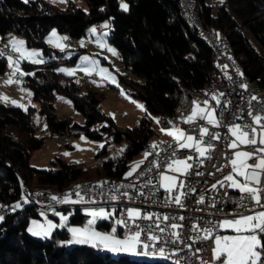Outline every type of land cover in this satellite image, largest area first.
Segmentation results:
<instances>
[{
    "label": "trees",
    "instance_id": "trees-1",
    "mask_svg": "<svg viewBox=\"0 0 264 264\" xmlns=\"http://www.w3.org/2000/svg\"><path fill=\"white\" fill-rule=\"evenodd\" d=\"M119 1L85 0L87 8L82 10L72 1L59 8L49 0H0V44L6 33H18L26 45L40 47L47 55L50 47L44 44L42 36L49 28L54 27L74 39L90 24L98 25L99 19L110 17L107 39L117 49L124 69L119 79L131 88L132 95L146 109L136 123L121 130L100 109L96 91L81 92L74 80L58 82L55 73L38 70L34 76L24 77L22 84L37 101L40 116L35 123L32 107L25 111L0 103V205H3L1 215L5 217L0 221V264H167L164 260L112 254L103 247L88 244H62L68 240L66 228L55 229L47 239L35 237L26 230L29 219L39 217L35 206L30 202L22 210L10 208L22 195L16 173L32 190L67 189L74 180L88 176L60 158H56L54 168L29 166L31 150L38 148L44 139L35 133L38 124L43 123L44 128L47 125L45 131L49 137L82 133L91 138H104V147L97 151L100 155L106 153L109 137L114 142L124 138L127 140L124 151L132 155L144 149L152 136L149 113L158 115L162 121L168 120L169 114L179 108L180 87L202 88L211 71H215L212 49L180 13L178 0H124L127 11L118 7ZM197 1L198 16L224 35L243 76L264 88V0H222L214 11L207 0ZM22 65L33 66L24 62ZM4 70L5 62L0 58V73ZM55 94L70 100L72 108L83 118L81 124L55 113L52 104ZM121 170L122 167L112 166L108 158L102 162L101 170L89 177H122ZM50 218L57 223L56 217L50 215ZM84 221L85 215L80 209L73 208L68 223L81 225ZM108 226L105 220L96 225L98 229Z\"/></svg>",
    "mask_w": 264,
    "mask_h": 264
},
{
    "label": "snow or ice",
    "instance_id": "snow-or-ice-1",
    "mask_svg": "<svg viewBox=\"0 0 264 264\" xmlns=\"http://www.w3.org/2000/svg\"><path fill=\"white\" fill-rule=\"evenodd\" d=\"M27 2V0H25ZM121 8L124 11L128 10V5L123 3L121 0ZM107 27V23L103 25ZM90 33L95 34L96 28L93 27L90 30ZM107 35L106 33L104 34ZM68 37L59 36L55 29H53L47 38V43L53 44L55 47H58L63 51L67 47L63 41L67 40ZM97 43L101 48H104L105 45L97 40ZM84 41H81V46H83ZM10 47V53H6L3 50H0V58H5L8 62V67L11 71L7 74L8 79L5 81L6 84H21L22 77L34 75L33 73H26L23 71L21 64L24 61L29 63H43V54L40 50L29 49L26 46V41L22 39H17L13 37L5 45V48ZM113 55H116L115 49L109 47L107 49ZM12 53H15L13 55ZM81 61L84 62L82 65H77L75 69L61 68L59 71L66 73L69 76L75 75L77 70L83 71L86 75H92L94 72L99 73L101 81L107 79L112 83H116L115 77L112 76L108 69L99 67L97 61L90 59L88 56L81 57ZM226 67V66H225ZM242 76L243 73H240ZM230 78V77H229ZM79 82V81H77ZM97 83V86L100 84L97 81H92ZM117 87L119 85L117 84ZM241 88L247 89L246 84H241ZM23 91V89H22ZM121 94L126 95L121 89ZM29 95L31 93L29 92ZM225 94L220 93L219 96L213 94L212 100L215 101V107L212 106L210 101L205 100L203 102L193 101V107L191 113L185 117H182V121L185 124H195L197 120L205 121L207 125L213 127H220L223 122V112L218 113V108L221 106V99ZM127 98V97H126ZM63 99V98H61ZM256 96L251 97L252 101L257 100ZM0 100L9 101L10 98L5 94H0ZM135 103V101H133ZM13 105L24 108L27 110V106L20 104L15 100H11ZM70 103V101H68ZM225 102L224 107H227ZM251 103V101L249 102ZM137 107L144 109V105L137 104ZM260 112H264V107L259 109ZM150 115V114H149ZM248 115L252 118V121L257 127L251 125H242L240 123H234L225 125L227 128L228 135L225 137L228 140L227 147L233 149L232 157L228 161V166H230V171L228 174L224 175L222 180H217L216 183L212 184V188L215 189L217 185L221 187H227L231 189L238 190L241 195L240 206L245 207L243 204L244 200L250 201L254 206H258L261 209H264V185L261 184V176L264 174V147H260L255 151H242L237 150L241 145H256L257 136H259V144L264 145V115H253V112L250 110ZM154 119L157 124L160 123L159 117H151ZM170 127L164 128L161 127L160 131L165 135L172 138L174 144L168 145L167 149H162L156 151L159 145L156 142H153L150 148L152 151L146 150L143 154L144 158L133 162L130 166L128 172L125 173V178L131 177L134 173L140 169L141 165L144 164L145 160L156 152V155L160 157L161 151L167 152L168 149L172 150V156H176V151L178 149H193L197 154V158H206L207 154L214 150L215 144L212 141H220L221 135L216 132L213 133L210 131L207 126H199L198 132L194 129L193 132H189L186 129L179 126V124L168 121ZM47 125H45V128ZM248 129V130H246ZM205 137H208V141L205 142ZM230 137V139H228ZM81 139L85 137L81 136ZM79 149V145H76ZM101 148L104 147L103 144L100 145ZM126 147V146H125ZM125 149L121 148L120 152L123 153ZM64 155H70V153L65 152ZM253 157H258L256 162L249 163ZM192 156L185 157L184 159H165L160 158L156 161H153L151 166L146 168L144 171L140 172V176H144L146 173H151L153 169L160 170L163 168V171H158V184L159 188L169 193L170 198L174 201L175 204L183 207L182 197L187 196L188 192L180 191L185 189L186 185L181 179V176L189 174L190 169L193 165L189 163L192 160ZM203 162L202 160L200 161ZM79 163V161H77ZM222 171V169H218ZM197 175H203V173L197 172ZM139 179V177H137ZM108 183L107 181L97 182L98 185L102 186L103 184ZM153 184V179L149 178L145 181L144 187ZM88 186L77 185L75 188V197L73 199V193L70 191L66 193L63 198L52 196L51 199L57 200L59 203L64 204H76L85 202L84 196L81 195V190L86 189ZM135 183L124 185V184H113L111 195V200H117L119 197L115 194L120 192V189L126 188H136ZM188 191L194 192V188H189ZM178 192L179 194H175ZM143 195V191L138 193ZM122 196L131 199L132 196L129 192L124 191L121 193ZM26 198H24V203H28ZM95 203V200L90 201ZM198 203L204 202V197L201 196ZM22 205L20 202H17L16 205L11 209L15 211L17 208H20ZM84 212L90 218L86 221L84 225L81 226H68V220L71 213L68 215L55 212V215L59 217V223H55L52 220L47 218V215L44 212H41L40 215L44 217V221L33 219L30 222V226L27 228V231L35 236L40 238H50L55 229L67 228L68 233L71 234V239L67 241H62V244H88L93 247H103L107 250H110L114 253H129L133 255H159L160 257H165V250L163 247L159 248L158 252L156 251L157 243L163 242L166 244H175L177 241H180V233L177 231H171L170 236L165 238L163 235L167 229L175 230L182 228V224L170 223L165 227H161L160 223H155V228L152 225L147 227H141L137 224V220L143 219L148 221H153L154 217L160 222L169 221L170 217L164 215L163 217L158 216L155 213H142V210L139 208H127L126 210V219L118 218L113 222V226L109 231H99L96 227L97 222L100 220H109L114 216V211H108L103 207L100 208H85ZM4 215H0V221L4 220ZM179 219L183 220L181 216ZM123 228L126 231L123 236L117 235L118 229ZM135 229V230H133ZM193 231L202 232L203 235H197L195 240H212L214 247L213 252V264H264V210L252 211L248 215H239L233 216V218H224L217 223L212 224L210 227L201 228L199 224L193 225ZM220 230H232L233 235H223ZM157 231L159 234H157ZM182 242V241H181ZM191 248V245H186ZM153 249L152 252L148 249ZM138 249H143L139 251ZM200 251V249H197ZM175 264H180V261L177 260ZM201 264H207V262L202 261Z\"/></svg>",
    "mask_w": 264,
    "mask_h": 264
},
{
    "label": "built area",
    "instance_id": "built-area-1",
    "mask_svg": "<svg viewBox=\"0 0 264 264\" xmlns=\"http://www.w3.org/2000/svg\"><path fill=\"white\" fill-rule=\"evenodd\" d=\"M180 6V13H184L185 16L193 25L197 32L204 37H206L211 46L214 47L216 52V58L218 61V70L211 71L209 80L205 83L202 88L189 89L187 87H180V98L177 103L179 105V114H169V121H173L179 124L180 127L186 129L189 132H193L195 129L198 132L199 126H207L213 133H220V141H212L215 144L214 150L207 154L206 158H197L198 154L193 149H178L176 151V156H172V150L168 149L167 152L161 151L160 157L156 155L154 151L151 156H149L140 169L137 170L131 177L120 179L118 181H107L108 183L102 186L98 185L96 181L90 182L88 184L76 183L72 187L66 189V193L70 191L73 193V199L75 197V188L77 185L88 186L86 189L81 190V195L84 196L85 202L76 204H64L59 203L57 200L51 199L53 195V189L51 195H41L32 196L30 190V197L32 199V204L36 209H40L46 212H53L58 208H77L82 209L91 206H105L107 208H112L114 211L113 219L127 218L126 210L127 208H139L142 213H155L160 217L167 215L170 217L169 221L160 222L154 217L153 221L139 219L137 224L141 227H147L152 225L155 228V223H160L161 227L167 229V225L170 223L182 224V228L175 230L167 229L163 234L165 238L170 236L171 231H177L180 235V241L175 244H166L163 242L157 243L156 251L163 247L165 250V258L171 259V264H175L177 260L180 264H201L202 261L207 262V264H213V258L211 257V249L213 247L212 240H195L197 235H203L202 232L193 231V225L199 224L201 228L210 227L212 224L217 223L218 218L221 216H235L240 214L248 213L254 206L248 200H244L243 204L245 207L240 206L241 193L239 192L232 202H229V188L221 187L217 185L215 189L212 188V184L216 183L217 180H222L224 175L228 174L231 170L228 166V161L232 157L233 149L227 147L228 140L225 139L227 134V128L225 125L233 124L234 122H239L242 125H251L256 127L253 123L252 118L248 115L251 110L253 115H264V112H260L259 109L264 107V102L261 99L260 91L256 90L249 85V78H243L239 75L237 70H233V67L229 64L225 51L218 37H216V30L211 29L208 26V30H201L202 22H194L190 17L191 8H199L192 6V0H178ZM92 27L98 28L97 24H92ZM68 38V41H71ZM226 66V67H225ZM0 76L6 78L4 72L0 73ZM92 75H83L79 80H90ZM230 77V78H229ZM241 84H246L247 89L241 88ZM13 91L19 92L21 85L19 84H8ZM220 93H224L221 99V106L218 108V115L223 112V122L220 127H213L207 125L205 121L197 120L195 124H185L182 121V117L189 115L190 105L193 101L203 102L205 100L211 101V96L213 94L219 96ZM256 96L258 99L255 101L251 100V97ZM251 101V103H249ZM225 102L227 107H224ZM216 106V105H214ZM165 127V126H161ZM248 130V129H246ZM205 142L208 141V137H205ZM229 139V138H228ZM154 142H156L159 147L156 151L162 149H167L168 145L174 144L172 139H158L154 137ZM152 143L144 148L146 150L152 151L150 146ZM248 147H257L256 145H247ZM192 156L193 159L189 161L193 165L190 169L189 174L181 176L184 181L186 188L180 191L188 192L187 196H183L182 204L183 207L174 203L170 198L169 193L159 188L158 184V171H163L153 169L149 174L146 173L144 176H140V172L144 171L146 168L151 166L153 161L160 158H171V159H184L185 157ZM144 156L142 157V159ZM203 161L202 163L200 161ZM250 163H255V157L249 161ZM222 169V171H218ZM197 172L203 173V175H197ZM139 177V179H137ZM153 179V184L144 187V183L147 179ZM137 185L136 188H126L120 189V192L115 193L119 198L117 200H111L110 197L113 194L112 185L113 184H132ZM261 184L264 185V174L261 176ZM189 188H194L195 191H188ZM127 191L131 194L132 198L128 199L121 195L122 192ZM143 191V195L138 193ZM175 194H179L176 192ZM64 196V195H63ZM63 196H56L63 198ZM203 196L204 202L198 203L199 198ZM95 200V203L90 201ZM259 208V207H258ZM3 213V206L0 208V215ZM184 219H179L180 217ZM135 230V229H133ZM157 234L158 231H157ZM182 241V242H181ZM186 245H191V248ZM102 248V247H96ZM200 249V251H197ZM142 251L143 249H138ZM152 252L153 249H148Z\"/></svg>",
    "mask_w": 264,
    "mask_h": 264
},
{
    "label": "rangeland",
    "instance_id": "rangeland-1",
    "mask_svg": "<svg viewBox=\"0 0 264 264\" xmlns=\"http://www.w3.org/2000/svg\"><path fill=\"white\" fill-rule=\"evenodd\" d=\"M49 1L56 4L59 8H63L66 5L67 1H72L82 10H86L87 8L85 0H49ZM207 1L212 7V11H214L215 8L222 2V0H207ZM123 3L126 2L123 0ZM118 7L122 9L121 0L118 3ZM106 23L108 26L104 27L103 25H105ZM98 25H99V29H96L95 34L90 33L89 30L93 28L92 24H90L84 29V33L81 34L79 37L74 38L71 41H68V39L64 40L63 43L67 47H65L63 51H61L60 48L55 47L53 44L47 43V38L49 37L51 31L55 29L54 27L49 28L42 36V41L44 42V44L47 47H50L48 55L42 53L44 62L34 64L24 61L25 64L28 63L33 66L24 67L21 64V67L23 71L26 73L34 74L38 70L48 74L55 73L54 76L58 82H63L64 80H74L78 84L79 91L81 92L87 89L96 91L100 96V102H99L100 109L104 112V114H106L111 118V120L118 129L126 130L137 122L138 118L142 115L144 110L137 107V104H142V103L137 97H134L132 95L131 88L124 81H121L119 79V76L124 73V69L121 62L119 61V53L117 49L111 43H109L107 39L109 36V29H110V17H102L101 19L98 20ZM56 32L59 36L68 37L65 32H60L57 30ZM105 33L107 34L106 36L104 35ZM13 37L24 40V37L21 34L11 33V32L6 33L4 36V40L0 44V50L5 51L6 53H10V47L5 48V45ZM82 40L84 41L83 46H81ZM97 40L103 43L105 47L101 48L97 43ZM26 46L29 49H36L41 51L40 47L34 45H26ZM109 47L115 49L117 54L113 55L112 53H110L107 50ZM53 50L59 52L60 54L56 55ZM12 54L15 55V53ZM72 55H73V59L71 58ZM83 56H88L90 59L96 60L99 67L108 69L109 73L115 77L116 83H112L107 79L101 81L100 74L96 72L92 74L89 82L87 80H79V82H77L79 78H81L83 75H86L83 71L77 70L75 72V75L73 76H69L64 72L59 71V69L61 68L75 69L77 65H82L84 62L81 61V57ZM2 59L5 62L4 73L6 75V78L0 76V94L7 95L10 98V100L7 102L0 100V103L10 106H16L11 103V100H15L20 104L26 105L27 107H32V120L35 123H37L40 116V114H38L36 110L38 108L37 101L31 98V95H29L30 90L22 83L20 84L21 89L19 92H15L10 87H8V84H6L5 81L8 79L7 74L11 71V69L8 67L7 60L5 58ZM46 63L48 65H45ZM30 76H34V75H30ZM130 76L132 77V75ZM24 77L20 78L22 79V82L24 81ZM92 81H97L100 84V86H97V83H93ZM117 84L119 85V87H117ZM121 89L126 95L121 94ZM68 101L70 100L67 97L60 94H55L52 100L55 113L60 117L69 116L72 121L81 124L83 119L81 114L77 112L75 109H73L71 103H68ZM133 101H135V103ZM21 109L25 110L24 108ZM149 114H150L149 115L150 127L153 132L152 137L158 139H170L171 137L165 135L160 131L163 121L160 119V123L157 124V122L151 118V117H159V116L156 114H151V113ZM168 127H170L169 124L164 128H168ZM35 133L40 136H44L42 144L38 148L31 150L30 155L28 157L29 166L37 169L54 168L57 165L56 158H60L66 163L72 164V166H74L75 168L84 171V173L88 175V176H84L86 178L101 170L102 162L109 158L111 159L112 166L122 167L121 175L125 176V173L129 171L130 166L133 164V162L142 159L144 154V149H140L132 155H128L125 151L121 153L120 149L125 148V145L127 144V140L124 138L120 139V141L118 142H114L109 137L107 144L105 146L106 153L104 155H100L97 154V151L99 150L100 145L104 143V138H91L85 136L82 133H76V134L66 133V135L63 137L55 136V135L49 137L46 135V131L43 123L38 124V128H36ZM81 136L85 137V139H81ZM76 145H79V149L75 147ZM65 152L70 153V155L67 156L64 155ZM77 161H79V163H77ZM39 189L41 188L39 187L34 190L31 189L32 190L31 194L35 193L36 190ZM24 198L28 200V198L22 193L21 197L15 200L10 205V208L12 209L17 202H20L22 206L17 209L18 210L25 209V206L30 202L24 203ZM2 206L0 205V208ZM100 207H103L110 212L113 211L112 208H107L105 206H91L85 208H100ZM85 208H82L80 210L81 213L85 215V221L81 225H84L86 221L90 218L84 212ZM36 210L38 212L39 217L30 218L26 230L30 226L31 220L36 219V220H40L41 222L44 221V217L40 215L41 212H44L47 215V218L50 220H52V218H50V215L56 217L57 223H59L60 222L59 217L55 215V212L68 215L69 213H71L72 208L69 209L58 208L51 213L40 209H36ZM105 221L109 222L108 228L107 229L97 228L99 231H109L110 228L113 226V222H114L113 217ZM81 225L68 223V226H81ZM120 229L121 232L119 234L117 233V235L123 236L126 230L123 228ZM68 234H69L68 236V240H69L71 239V234L70 233ZM110 252L112 254H117L112 251ZM124 254H126L130 258H136V259L157 260V261L164 260V258L160 257L158 254L148 255V256L133 255L129 253H124Z\"/></svg>",
    "mask_w": 264,
    "mask_h": 264
},
{
    "label": "bare ground",
    "instance_id": "bare-ground-1",
    "mask_svg": "<svg viewBox=\"0 0 264 264\" xmlns=\"http://www.w3.org/2000/svg\"><path fill=\"white\" fill-rule=\"evenodd\" d=\"M192 6L193 7H199L198 6V1L197 0H192ZM183 15L185 16V14L183 13ZM186 17V16H185ZM190 17L191 19L194 21V22H202L201 23V30H208V26L201 20V18L198 16V8H191L190 9ZM186 19L188 20V18L186 17ZM189 21V20H188ZM190 23V21H189ZM194 27V26H193ZM211 28V27H210ZM213 29V28H211ZM197 30V29H196ZM216 30V29H215ZM197 34L206 41V43L210 46V48L212 49L213 53H214V56H215V71L218 70V61H217V58H216V52H215V49L213 46L210 45L208 39L206 37H204L203 35L199 34L197 32ZM216 37L219 38L221 44H222V47L225 51V54H226V57H227V60L229 62V64L233 67V70H237L239 75H240V67L239 65H237L233 58H232V54H231V50H230V47L224 37V35L222 33H220L218 30H216ZM241 76V75H240ZM243 78H246L245 75L241 76ZM88 81V80H87ZM82 83V82H81ZM249 85L252 86L253 88H255L256 90L260 91L261 93V99L263 100L264 102V88L262 87H259L257 85H255L251 80H249ZM174 114H179V109L174 113ZM168 121H169V118L167 121H164L162 122V126H167L168 125ZM153 136V135H152ZM150 137L146 144L144 145V148L149 146L151 143L154 142V137ZM124 176L122 177H110V176H105V175H101V176H97V177H86V178H80V179H76L74 180L68 188L72 187L73 185H75L76 183H80V184H88L90 182H102V181H118L120 179H123ZM50 188V189H49ZM67 188V189H68ZM52 189H53V195L54 196H63L66 194V189H59L57 187H48V188H43L41 187V189L39 190H36L35 193H32L31 195L32 196H41L42 194L43 195H51L52 194ZM32 191V190H31ZM100 249V248H99ZM164 258V261L167 263V264H171V259H168V258Z\"/></svg>",
    "mask_w": 264,
    "mask_h": 264
},
{
    "label": "crops",
    "instance_id": "crops-1",
    "mask_svg": "<svg viewBox=\"0 0 264 264\" xmlns=\"http://www.w3.org/2000/svg\"><path fill=\"white\" fill-rule=\"evenodd\" d=\"M97 29H99V25H98V28ZM213 96V95H212ZM212 96H211V101H212V103H213V105L212 106H214L215 105V101H213L212 100ZM192 107H193V103H191V105H190V109H189V113H191V110H192ZM215 107V106H214ZM164 122V121H163ZM234 123H239V122H234ZM233 123V124H234ZM256 127L258 128V126L256 125ZM258 131H259V128H258ZM228 134V133H227ZM170 139H172V138H170ZM229 139H230V137H229ZM257 143L259 144V136H257ZM260 147H264V145H260L259 144V146H257V147H248L247 145H241L240 146V148L239 149H237V150H242V151H250V152H252V151H255L256 149H258V148H260ZM234 151V150H233ZM258 155H264V154H258ZM258 157H255V162H256V159H257ZM141 160V159H140ZM250 163V162H249ZM239 193V191L238 190H236V189H231V188H229V197H228V200H229V202H232L234 199H235V197H236V195ZM260 210H264V209H261V208H258V207H254L253 209H251L248 213H245V214H240V215H248V214H251V212L252 211H260ZM235 216H239V215H235ZM224 218H233V216H221L220 218H218V220H217V222H219L220 220H222V219H224ZM220 232H221V234H223V235H233L234 233L232 232V230H220ZM213 242V241H212ZM213 247H214V244H213ZM213 247H212V249H213ZM212 249H211V257L213 258V252H212Z\"/></svg>",
    "mask_w": 264,
    "mask_h": 264
},
{
    "label": "water",
    "instance_id": "water-1",
    "mask_svg": "<svg viewBox=\"0 0 264 264\" xmlns=\"http://www.w3.org/2000/svg\"><path fill=\"white\" fill-rule=\"evenodd\" d=\"M15 175L18 181V187L20 188L22 193L28 198V200L32 203V199L29 195L31 189L28 187L27 183L20 177L18 173H16Z\"/></svg>",
    "mask_w": 264,
    "mask_h": 264
}]
</instances>
